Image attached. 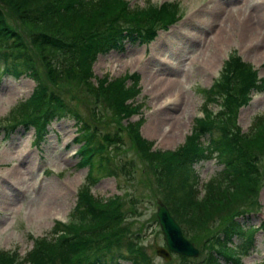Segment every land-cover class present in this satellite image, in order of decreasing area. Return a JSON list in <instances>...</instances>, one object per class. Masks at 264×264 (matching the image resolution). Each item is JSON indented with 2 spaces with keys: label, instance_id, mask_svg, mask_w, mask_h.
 <instances>
[{
  "label": "trees",
  "instance_id": "1",
  "mask_svg": "<svg viewBox=\"0 0 264 264\" xmlns=\"http://www.w3.org/2000/svg\"><path fill=\"white\" fill-rule=\"evenodd\" d=\"M0 2L10 6L31 32L47 82L57 89L64 86L65 81L82 84L83 92L89 93L91 99L92 118L86 121L62 97L61 91L49 88L50 84H40L35 74V60L19 36L5 27L0 8V73L15 78L23 75L35 81L31 95L11 108L0 127L34 126L39 132L55 116L66 115L75 122L77 153L87 167L86 180L76 192L69 220L55 221L49 236L36 239L33 247L18 259L8 251H0V264H119L121 261L155 264L142 247L139 228L131 230L129 226L140 203L148 201V197L138 198L134 188L123 198L113 194L100 199L89 191L100 177L120 174L124 180H133L137 169L133 159L111 163L110 151L121 153L123 150V131L153 171L163 202L181 225L182 234L189 239L190 233L195 234L205 219L221 217L231 205H236L230 209H233L232 214L246 211L241 209L243 205L250 208L256 186L264 178V170L258 167L264 153V115H254L249 129L244 132L232 122L237 104L247 103L250 93L264 86V79H256L249 63L236 54H229L213 84L200 90L203 113L195 117L183 143L174 150L151 148V141L138 136L143 118L128 121L126 130L117 120L109 131L97 127V123L106 118L100 116L98 104L110 109L118 118L127 119L139 111L141 104L134 102L138 94L137 73L111 79L103 75L93 82L90 64L98 53L122 50L126 41L147 42L158 26L164 28L174 21L176 10L171 3L132 6L126 0ZM210 157L216 159L222 169L209 178L203 193L199 194L193 165ZM217 181L219 183H215ZM217 214L221 215L214 216ZM260 228L264 231V223ZM233 229L240 233L232 218L222 227V240L216 241L221 249L208 251L203 264H218L214 253H228L224 246L232 237ZM177 256V262L169 264L189 263L185 256Z\"/></svg>",
  "mask_w": 264,
  "mask_h": 264
},
{
  "label": "rangeland",
  "instance_id": "2",
  "mask_svg": "<svg viewBox=\"0 0 264 264\" xmlns=\"http://www.w3.org/2000/svg\"><path fill=\"white\" fill-rule=\"evenodd\" d=\"M126 1L132 6H157L163 1L171 3L177 12L176 18L168 27L158 26L155 29L157 35L146 46L138 40L126 41L120 51L95 55L90 64L92 81L103 75L111 79L135 72L139 78L134 102L141 104L139 111L127 119L118 118L110 109L98 104L97 109L102 112L100 116L106 118L98 122L97 127L109 131L117 120L125 128L128 121L143 118L138 136L151 141V148L174 150L183 143L195 117L202 116L200 90L213 84L229 54H236L240 60L249 63L256 79H264V0ZM0 8L5 27L19 36L35 60V74L40 84H50L49 88L61 91L71 107L90 121L91 99L89 93L83 92L82 84L65 81L64 86L57 89L53 83H48L39 52L32 44L31 32L10 6L0 2ZM34 85L35 81L26 76L16 79L0 77V124L15 104L31 95ZM210 107L214 109L215 105ZM234 114L232 122L242 131L249 128L254 115H264V86L253 91L247 103L237 104ZM155 127L162 132L156 134ZM75 130V122L66 115L52 118L42 135L33 134V128L24 125L11 132L0 127V251H8L18 259L33 247L36 239L49 236V229L55 221L68 220L67 215L77 199L76 191L85 182L87 170L77 153L79 143L74 139ZM122 134L123 150L121 153L110 151L111 163L133 159L137 165L133 180H124L120 174L101 177L91 184L90 195L101 199L116 194L123 198L134 188L138 198L148 197V201L140 203L129 226L131 230L138 227V232L144 233L142 247L155 264H167L154 254V245L163 242L159 226L153 222V203L157 200L163 202L160 185L133 140L126 131ZM258 167L264 170V153L259 158ZM193 169L201 184L222 168L215 159H208L197 162ZM188 180L192 183L190 178ZM254 195L255 200L248 208L255 212L253 215L240 218L239 214H232L236 206L233 204L222 215H214L221 217L205 219L195 234L190 233V239L185 235L198 249V257L188 258L189 264H203L208 251L221 249L216 241L222 240V227L230 219L233 218L240 232L264 221V178L256 186ZM243 208L246 207L243 205ZM235 229L224 246L234 254L222 259L218 256V264H264L262 231L254 229L251 240L243 242L244 238L236 234ZM242 243L243 250L239 246ZM177 255H171L168 264L177 262ZM119 264L130 262L121 261Z\"/></svg>",
  "mask_w": 264,
  "mask_h": 264
},
{
  "label": "water",
  "instance_id": "3",
  "mask_svg": "<svg viewBox=\"0 0 264 264\" xmlns=\"http://www.w3.org/2000/svg\"><path fill=\"white\" fill-rule=\"evenodd\" d=\"M154 206L157 222L160 225L166 246H155L156 255L165 261L170 259V251L185 256H197L198 249L181 234L179 225L175 223L164 204L157 200L154 202Z\"/></svg>",
  "mask_w": 264,
  "mask_h": 264
},
{
  "label": "bare ground",
  "instance_id": "4",
  "mask_svg": "<svg viewBox=\"0 0 264 264\" xmlns=\"http://www.w3.org/2000/svg\"><path fill=\"white\" fill-rule=\"evenodd\" d=\"M241 3V2H240ZM162 83H163V80H162ZM156 88V87H155ZM157 126V125H156ZM156 128V130H155V133L156 134H159L160 132H162L159 128H157V127H155Z\"/></svg>",
  "mask_w": 264,
  "mask_h": 264
}]
</instances>
